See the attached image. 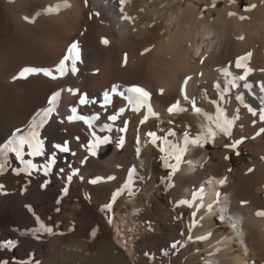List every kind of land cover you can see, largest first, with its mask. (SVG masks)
Wrapping results in <instances>:
<instances>
[{"label":"bare ground","instance_id":"1","mask_svg":"<svg viewBox=\"0 0 264 264\" xmlns=\"http://www.w3.org/2000/svg\"><path fill=\"white\" fill-rule=\"evenodd\" d=\"M251 5L255 8L245 11ZM48 8L52 11L44 14ZM124 16L129 19H123ZM102 39L108 43H102ZM73 42L80 49L76 75L71 74V62L67 61V74L56 80L42 73L13 80L24 67L47 68L56 74V66ZM248 53L251 56L245 63L252 69L247 79L251 88L246 89L244 81H237V88L221 96L214 87L216 83H220L221 90L225 87L220 70L227 68L235 76L242 74L243 69L235 68V61ZM261 69H264V0H124L123 5L120 0H0V143L16 128L28 135L33 117L36 119L47 106L53 92L60 91L58 106L47 117V123L37 130L42 154L28 155L30 150L26 145L22 154L25 161L30 160L37 167L30 176L24 172L15 175L12 168L25 165L11 154L10 167L0 175L7 193L0 194V242H16L12 249L0 248V261L19 264L27 262L31 254L40 264H68L76 260L78 264L118 261L140 264L141 259L132 260L123 251H113L105 238L110 237L116 226L115 216L120 215L124 221V213L138 223L144 241L153 234H163L153 214L154 195L141 191V185H145L149 192L155 188L161 194L164 190L167 200L175 206L168 218L173 229L188 210L197 222L176 234L174 242L179 244L175 249L170 247L173 242L158 248V253L155 248L142 250V257L154 264H172V252L192 243L189 239L181 245V241L195 238L196 243L201 241L204 245V264H264V216L256 215L264 210L256 204L258 191H264V133L259 136L256 133L264 127V122L258 115L253 117L248 113L235 98L243 94L246 103L260 107L259 97L264 96L259 88V83L264 82ZM185 77L192 78L186 92L190 98L195 97L197 107L213 115L219 107L228 118L239 115V119L229 141L218 134L209 143L224 146L219 161H211L207 144L203 148L189 145L186 160L197 157L201 164L205 158L208 161L202 168L182 161L179 171L185 173L191 169L193 173L188 182L180 185L184 173H176L169 181V168L164 166L159 151L161 141L153 144L148 133L165 137L173 132L175 135L168 139L179 142L185 131L195 136L200 125L206 123L203 116L192 112L190 102L180 94ZM113 86L124 95L112 93ZM131 86L142 87L151 94L148 103L155 115L147 107L134 111L126 102V89ZM105 93L109 94V103H105ZM82 97L86 102L79 105ZM177 101L186 111L169 114L167 109ZM86 114L93 120L85 123L84 119H76ZM113 115L117 118L110 120ZM69 116L73 117L71 121ZM122 128L125 130L120 131ZM93 132L98 137L108 136L109 142L93 147L96 144ZM121 136L124 144L118 147ZM242 137L244 140L237 147L247 146L253 158L243 165L235 180L230 160L225 159L232 148L225 145ZM64 143L68 144V152L54 147ZM54 154L55 163L45 176L44 166ZM139 159L145 163H139ZM249 168L253 171L249 172ZM73 169L79 172L69 183L67 176ZM130 169L137 174L124 190ZM97 177L101 178L99 182H89ZM221 179L225 180L222 186ZM45 180L48 183L42 188ZM66 186L65 195L62 189ZM21 188L25 189L23 193ZM118 189L121 191L112 208H105ZM217 191L219 196L214 194ZM194 192L198 194L196 199ZM74 193L78 194V206L63 213L65 202ZM126 199L132 201L127 204ZM182 200L190 202L191 207L181 204ZM198 204L202 205L199 210ZM25 205H31L34 213L53 228L52 234L41 232L40 238H35L31 230L38 225ZM62 226L65 233L55 237ZM129 230L137 232L139 228ZM200 236L208 238L197 239ZM179 257L186 259L183 254Z\"/></svg>","mask_w":264,"mask_h":264},{"label":"snow or ice","instance_id":"2","mask_svg":"<svg viewBox=\"0 0 264 264\" xmlns=\"http://www.w3.org/2000/svg\"><path fill=\"white\" fill-rule=\"evenodd\" d=\"M121 5H123L124 0H120ZM66 7L67 5H63ZM215 4H213V7ZM59 7V6H58ZM251 8H255V5H251L249 8H246L245 11H250ZM52 9L48 8L44 10V14H47L51 12ZM121 11H123V8H121ZM36 15H41V13H36ZM229 15H235V13H229ZM123 19H129V17L124 16L122 17ZM241 19H245L246 17L241 16ZM25 20H30L29 17H25ZM242 39V37H240ZM104 44H107L108 41L107 39H102L101 41ZM147 52L148 49H145ZM251 53L246 54L243 57H237L235 61V68L236 69H243L242 74L235 76L231 72L228 71L227 68H223L220 71L223 73L225 77V87L221 90V85L220 83L214 84V87L217 89V91L223 96L224 93H227L230 91V89H234L238 87L237 81H244L243 87L246 89H250L251 85L247 82L248 77L252 73V69L246 66V61L250 58ZM70 61L71 62V74L76 75L78 72L77 68V63L80 61V49L78 46L77 42H73L70 44L68 47L67 53L64 56V58L60 61V63L56 66L55 68V73L53 71L47 69V68H42V67H24L16 76L13 77V80L16 79H24L27 78L29 75L33 74H40L42 73L45 77H48L52 80H56L58 77H62L67 74L68 68L66 66V62ZM127 61V56L125 55V62ZM203 62V61H201ZM261 71H264V69H261ZM191 77H185L183 80V83L180 88V94L183 96L184 100H188L192 106V112L198 116H203L206 123H202L200 125V131L195 135V136H190L188 131H185L183 134V138L179 142H173L172 140L168 139V137L175 135L173 132H169L168 136L165 137H158L156 133L150 132L148 135L152 138V143L155 144L158 140L161 141L159 145V151L163 154L161 156V159L164 162V166L166 168L171 169V171L168 173V179L169 181L171 180V177L173 174H175L180 167V164L183 161L184 154L188 151L189 145L196 146L203 148L207 143H210L218 134H222L225 137H230L232 135V130L235 125V122L239 119V115L233 116L232 118H228V116L225 114V112L217 107L216 109V114H210L204 111L201 107H197L195 97L190 98L189 95L186 92V88L189 84V81L191 80ZM259 88L260 92L264 93V82L259 83ZM112 93H117V87L113 86L112 88ZM126 92L128 95L125 97L128 100V103L132 105L134 111H139L141 107H147L149 112L151 113V105L148 103L150 100L151 94L146 91L144 88L139 87V86H131L128 89H126ZM161 94L163 93V89L160 90ZM118 95L123 96L124 93H117ZM60 96V92H53L52 95L48 99V104L49 107L46 109L42 110V113H38L37 115L41 116V121L39 124L35 123V117H33V121L31 124H29V130H28V135H25L22 133V130L20 128H16L12 131L11 135L3 142L0 143V175H3L8 168L10 167V161L7 159L9 154H14L16 160L20 161L22 164L25 166L22 168H12V172L15 175H19L21 172L26 173L27 175L32 174V170L36 168V165H33L32 162L25 161L23 159V152L25 149V145L27 148L30 150L28 152V155L30 156H36V155H41L42 154V141L39 140V132L36 130L38 128H42L44 124L47 123V117L49 113H51L54 110L55 104L58 101V98ZM109 94L105 93V103L109 102ZM236 100L243 105L245 109H247L248 113H251L253 117L259 116V120L261 122H264V96H260V107L254 108L250 104L246 103L244 100L243 94L237 95ZM81 102L84 103L86 102L84 98H81ZM124 109H120V112H123ZM169 114H172L174 111H186V109L180 108L179 107V101H177L175 104L171 105L167 109ZM239 110H237L238 112ZM152 115H155V113H151ZM117 117L115 115L110 116V120H115ZM69 121L73 119L72 116L68 117ZM76 119H84L83 117H76ZM145 119H147V116H145ZM144 121L142 120L141 123ZM85 123H88L87 120H85ZM127 122H125L126 125ZM256 121L253 120V124L255 125ZM111 129H109L110 131ZM125 129H120V131H124ZM103 131V129H101ZM264 133V127H261L259 131L256 133L257 136L260 134ZM93 136L96 139V144L93 145V147L99 146L100 144H106L109 142V137L108 136H103V137H98L96 136L95 132H93ZM254 138V137H253ZM244 138L242 137L241 139L235 140L234 143L232 144H226V148H232L235 149L239 144L243 142ZM91 143V142H90ZM137 143H139V140H137ZM124 144V137H120V141L118 143V147L123 146ZM55 148L59 149L61 152H68L70 149L68 147L67 143H64L63 145L61 144H56L54 145ZM92 155H95V152L89 149ZM137 156L140 155V148L137 147L136 149ZM239 154V153H237ZM225 159H229V157H225ZM175 161V163H170V161ZM82 161L81 163H83ZM55 163V154L53 155V159L49 162L48 165L44 166V175L47 176L49 174V171L51 170L52 164ZM63 171V169H61ZM249 172L253 171V169L249 168ZM79 172L78 169H73L72 173L67 176V182H71L73 179L74 175H77ZM133 172L134 169H130L128 172V183H126L123 187L128 188L129 183L132 181L133 177ZM83 179V177H81ZM100 177H97L91 181L90 183H97L100 181ZM109 180L113 179V177H108ZM48 181L45 180L44 183L41 185V187H45L47 185ZM225 183L224 179H221L219 181V184L222 186ZM5 186L0 183V194H7L5 192ZM25 191L24 188H21V193ZM121 190H117V192H114L112 195V200L109 204L105 205V208L111 209L112 203L116 201L117 196ZM62 192L66 195L68 192L67 186L62 189ZM203 189H200V193L202 194ZM197 193H193V199L197 198ZM220 193H217V196H219ZM202 199V195H201ZM57 203H60L59 200H57ZM181 204H188L189 207H191L190 202L188 201H180ZM246 203V202H242ZM25 207L28 209L30 213L33 214L35 217V222L38 225V227L32 229V234L35 236L36 239H39L40 236L38 235L39 233H48L52 234L53 233V228L51 226H48L45 224L41 218L36 215L31 207V205H25ZM197 209L199 210L202 205L198 204ZM59 211V209H57ZM212 208L211 205H208V212H211ZM208 212L205 213V215L208 214ZM195 215V213H193ZM257 216H264V210L262 211H257L256 212ZM238 222V221H237ZM233 228H235L236 223H233ZM190 230V229H189ZM92 235H95V229L92 230ZM208 235H211L209 233ZM207 236H200L197 237V239H207ZM179 244V241L174 242L170 247L172 249H175L177 245ZM16 246V242L12 240L8 241H3L0 242V248H5V249H12ZM167 255V253H164ZM147 255V253H146ZM0 264H8V261H0ZM19 264H40L39 260L34 259L32 255H29V259L27 262L25 261H20Z\"/></svg>","mask_w":264,"mask_h":264},{"label":"rangeland","instance_id":"3","mask_svg":"<svg viewBox=\"0 0 264 264\" xmlns=\"http://www.w3.org/2000/svg\"><path fill=\"white\" fill-rule=\"evenodd\" d=\"M244 5H246V2L243 3V6ZM150 72H151L152 77H155L156 74L153 72V70ZM229 139H230L229 137L226 138V140L228 141ZM206 146H207V150L209 151V156H210L211 161H219V155L224 146L221 143L217 145H212V144L207 143ZM186 157H187V152L184 154V157H183V161L187 163ZM228 157H229V160H230L233 172H234V178L235 180H238L241 170H242L241 168L243 167L244 164H248L250 162L251 158H253V154L251 153L250 149L247 146L243 145L241 147H236L235 149H231L229 151ZM195 159H197V157ZM207 161L208 160L205 158L203 160V163L200 164V167L202 168L204 165H207ZM141 162L145 163L144 160L139 159V163ZM179 170L176 173H179V174L184 173ZM168 171L170 172L171 169H169ZM191 171H192L191 169H187V172H185L187 175L184 173L182 180L180 181L181 183L180 185L188 182L189 175L193 173V171L192 172ZM144 172H145V168H144ZM176 173L173 174L172 177H174ZM176 180H177V177H176ZM141 188H143L141 189V191L144 192L146 195H148L149 193L154 195L153 214L156 215V217L158 218L163 234L162 235L153 234L149 236L146 241H144L143 238H141V235H139V233L140 234L142 233V230L139 227L138 223L135 220L131 219L128 213H124L123 214L124 221L120 219V215L115 216L116 226L115 228H113V230H111L110 237L105 238V240L109 246L113 247L112 248L113 251L115 252L117 251L116 253H118V251H123L132 260H135L136 258L137 260L141 259L140 264H154L148 258L142 257L141 251L142 250L152 251L155 248L156 249L155 252L158 253L160 248L168 247L176 240V236L181 232V229L186 231L188 227H191L197 221L194 220L195 218L191 216L192 215L191 211L188 210L182 217V220L179 223L178 227L176 229H173L170 225L168 218H169L170 210H175V206L173 205L172 202L167 200L166 192L162 190L161 194H158L155 188H153L149 192V191H146L147 186L145 185H141ZM229 189H231V187ZM178 190L179 189L177 188L176 192ZM254 190L256 191V187H254ZM258 192H259L258 193L259 197L256 199V204L264 207V204H261V202L264 201V191H258ZM134 194L137 195L138 192H134ZM77 196L78 194L74 193L71 198H68V201L65 202L66 208L62 211L63 213L71 210L73 206H78L76 204ZM131 201H132L131 199L130 200L126 199L125 202L128 204ZM133 228H139V230L137 232L133 230L131 231L129 230ZM64 233H65V229H64V226H62L60 232L56 233L55 237L57 236L62 237ZM56 239H59V238H55V240ZM189 239L192 242L190 245H188L185 248H182L181 246L180 251L172 252V255L174 256V260L172 264H193L192 262H195V264H204V261L202 260V258L205 256L203 243L201 241L196 243L195 238H185L183 241H181V245H183L182 243H186L187 241H189ZM180 254H183L184 256H186V259H181L179 257ZM71 262H69L68 264H78L79 263L77 260L71 261ZM118 263L120 264L119 261L117 263L115 262L114 264H118ZM105 264H107V262Z\"/></svg>","mask_w":264,"mask_h":264}]
</instances>
